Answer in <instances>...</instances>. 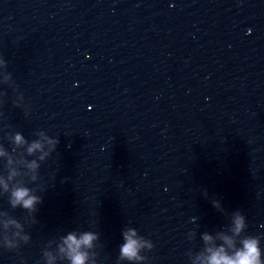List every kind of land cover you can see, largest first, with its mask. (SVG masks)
<instances>
[{
  "label": "water",
  "instance_id": "1",
  "mask_svg": "<svg viewBox=\"0 0 264 264\" xmlns=\"http://www.w3.org/2000/svg\"><path fill=\"white\" fill-rule=\"evenodd\" d=\"M0 59V179L29 180L16 134L59 140L36 212L0 187V264H68L85 231L87 264H128V228L139 264H190L236 211L264 259V0H0Z\"/></svg>",
  "mask_w": 264,
  "mask_h": 264
},
{
  "label": "clouds",
  "instance_id": "2",
  "mask_svg": "<svg viewBox=\"0 0 264 264\" xmlns=\"http://www.w3.org/2000/svg\"><path fill=\"white\" fill-rule=\"evenodd\" d=\"M0 67H6V62L0 59ZM39 139H35L30 143L21 135L16 134L14 144L16 146L26 147V169L23 173L29 176L27 183L19 182L16 186L9 188V183L0 179V187L4 193L8 195V204L11 209H21L25 213L31 214L37 211L36 205L42 203V197L36 193L40 191V187L29 188L27 184H35L39 179V169L42 162H45L51 154L56 151L59 140L50 138L45 132L36 133ZM0 155H5V152L0 151ZM31 157L32 159H28ZM39 161V162H38ZM12 161L9 159L8 164ZM18 175L17 171L13 170L8 175V181H13ZM207 197V192L203 193ZM212 207L220 210L219 203L212 202ZM7 213V212H6ZM8 214V213H7ZM9 215V214H8ZM5 232L11 228L19 229L23 232V226L15 218H10L3 225ZM246 229V220L240 211H236L230 218V224L226 230H220L215 233V240L212 235L207 232L203 233L201 240L203 248L193 254L189 251L188 259L190 264H264L262 252L260 248L261 237L242 235ZM18 236L19 232L13 233ZM123 243L119 247L118 260L127 261L128 264H139L145 257L141 256V250L147 247L149 250L153 248L151 241L142 236H138V232L133 228H128L122 232ZM25 244L29 242V236L22 237ZM97 239V234L85 231L77 237L75 232L68 233L62 237V246H59V253L63 256L68 264H87L88 252L86 249L92 247V242ZM0 247L8 251H14L20 247L18 243H14L7 235L4 236ZM47 264H53L54 257L50 253L45 252Z\"/></svg>",
  "mask_w": 264,
  "mask_h": 264
}]
</instances>
